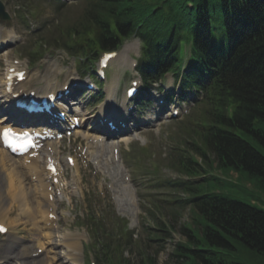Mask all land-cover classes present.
<instances>
[{
	"label": "trees",
	"instance_id": "1",
	"mask_svg": "<svg viewBox=\"0 0 264 264\" xmlns=\"http://www.w3.org/2000/svg\"><path fill=\"white\" fill-rule=\"evenodd\" d=\"M85 2L86 12L78 22L57 29L59 47L80 61L90 64L100 51L117 49L125 38L136 35L142 44L141 74L155 78L177 68L181 42L190 43L192 74L206 75L210 82L204 101L209 122L204 145L219 170L249 179L264 197V0H219L217 35L208 0ZM200 156L206 159L203 153ZM181 167L186 175L197 174ZM178 185L191 194L193 226L187 238L197 248L183 247L184 251L200 264H242L230 260L232 253L264 261V210L232 194L249 192L213 177L199 188ZM221 187L232 192H217ZM120 247L116 242L103 249L107 264H129L118 252Z\"/></svg>",
	"mask_w": 264,
	"mask_h": 264
},
{
	"label": "rangeland",
	"instance_id": "2",
	"mask_svg": "<svg viewBox=\"0 0 264 264\" xmlns=\"http://www.w3.org/2000/svg\"><path fill=\"white\" fill-rule=\"evenodd\" d=\"M2 1L5 4V9L10 16V20L3 22L1 25L7 31V36L11 37V40H9L11 45L0 52V92L3 90L2 82H5L4 75L6 68L14 66V63L23 65V68L27 69V75L29 74V77L36 82L35 87L44 86L45 77H47L44 75L46 68L52 71L55 70L56 76L53 81H58L59 84L68 80L72 81L73 79L86 82L90 80L86 75L81 77L78 74L73 58L69 57L63 50L55 48L53 46L55 44L50 45L46 38L51 32L55 31V26L73 24L81 19L86 8V3L83 0H59V2L57 0ZM208 1L211 7L212 27L214 28V33L217 35L221 27V16L218 11L219 0ZM56 6L60 7L57 8ZM38 30L42 31L41 34L46 40L44 41V37H42L43 42L40 53L32 56L31 53L36 51L40 45L35 37H31V34L32 32L34 34ZM50 37L54 40L57 38L54 33ZM136 42L138 43L134 38L129 42H125L124 45H129V49L126 53L123 50L120 51V55L124 53L126 57L129 56V59H138L139 47H136ZM182 42L186 41L183 40ZM31 61H34V63L31 64ZM107 74L109 80L102 86L103 97H105L110 79L115 76L119 78L117 95L115 97V101L118 103L122 99L123 91L127 87V82L130 80L132 73L129 72L128 67L118 69V67L112 65L109 67ZM79 101L85 116L88 115V111L90 112L91 109H94L95 104H98L90 96H82L79 98ZM100 103H103V100ZM99 105L101 106L102 104ZM197 106L194 105L193 108H188L187 114L180 116L176 120L165 118L152 129H147L139 137V142H133L127 146V148L131 149L130 155L129 152L125 151L126 146L120 148L119 154L122 166L120 165L119 170L118 164L120 173L118 174L121 176V182L130 190L131 207L124 209L126 214L118 212L116 204H114L116 208L114 210L127 221L129 229L133 230L135 234L133 245L131 246L133 253L131 254L130 251L125 252V256L132 264H139L140 261L145 260L146 256H149L154 264H185L183 260H178L173 255L176 254L177 245H184L186 242V238L182 232L184 227H191L189 208H180L176 204H171L179 199L181 194L180 192L168 189L170 186L165 182L177 181V179L183 177L173 169L174 166H171V161L173 159L176 161L178 155L191 156L190 150L194 151L199 144L201 145L198 136L192 132L193 129L198 130L195 126L196 119H192L200 111V109L196 110ZM153 108L154 105L147 111ZM140 113H145V111H140ZM4 169L5 171H3L6 173L10 170L8 167ZM215 173L214 175H219L218 172ZM4 174L1 172L2 176ZM230 176L234 179V175ZM15 180H18L16 176ZM239 184L242 185V182L240 181ZM16 185L18 186V184ZM219 189L223 190V192H232L226 188ZM184 193L187 194L186 192ZM232 194L243 203L264 210V197L257 193L253 194V199L250 198L249 194ZM6 196L7 192L3 193L0 199ZM15 207L13 203L9 202L6 208H9L10 212L6 213L7 211L0 205V220L9 225V231L11 232L7 236L0 237V245L5 242H17L15 252L11 254L12 259L9 261H4L3 259L2 261L0 256V264H37L34 261L23 262V260L17 259L20 256L24 257L28 255L34 243H42L45 247V252L41 254L40 263L38 264H62L60 253L65 252V246H70L71 242L65 241L61 243V247L56 248L55 244L58 242H56L57 237H62L65 234L77 237V239L71 237L73 240L75 239V245L73 248L67 249V251H71L72 256L79 258L82 252L84 254V251H86L84 247L87 237H84L77 229L73 228V218L71 215L74 213V210L71 215L66 210L61 212L58 229L41 232L34 229L33 225L35 223L28 222L25 216L18 217V211ZM24 213L29 215L27 211ZM36 214L37 212L35 216ZM35 216L31 214V217ZM15 218L18 219L17 223L13 222ZM11 223L13 225H10ZM153 223L155 227L160 229V232L155 236H152L150 232L158 231L151 229ZM160 223H164V225ZM157 237L162 242L150 243L147 241V239L152 240V238L158 240ZM6 248L11 250L10 247ZM16 253H18L17 257L15 256ZM55 253L58 254L59 259L58 256L55 258ZM232 254L230 259L232 262L264 264L263 258L260 256H252L249 253L247 256L237 255L236 253Z\"/></svg>",
	"mask_w": 264,
	"mask_h": 264
},
{
	"label": "bare ground",
	"instance_id": "3",
	"mask_svg": "<svg viewBox=\"0 0 264 264\" xmlns=\"http://www.w3.org/2000/svg\"><path fill=\"white\" fill-rule=\"evenodd\" d=\"M5 41H6L5 38H3L2 40H0V44L5 43ZM128 49H129L128 46L125 47L124 53H126L128 51ZM121 57L123 58V56H121ZM130 62L131 61H128L126 63V65L129 66ZM116 63H117L116 65H118L119 63H122V62H120V60H116ZM122 65H120V66H122ZM44 75L47 77H45V85H44L43 89H46L48 79L54 80L56 73H55V70L52 71L49 68H46ZM34 81H35L34 79L30 78L28 82L21 83V85L14 86V84H13L10 87L12 90L11 92H6L5 89H3L2 92H0L2 94V96L0 94V126L6 125L8 123L9 119L7 118V116L9 117L11 111L13 112V110H14V107H13L14 100L12 99L13 96L15 94H17L20 90L23 91L24 88L28 87L29 84L36 83ZM4 84H5V82H2V85H4ZM25 84H27V85H25ZM51 86H53L54 89L57 88L58 87V81H54ZM116 86H117V79L113 78L110 82V85H109L108 90H107V94L105 96V100H104V104H103L104 107H102L100 109V111L98 113L99 117H96L95 119H100L101 117H103L104 114H106L105 112L109 111V109H110V112H112L114 108H117V111L115 112L116 114H119V112L122 111V105L119 106V104H118V106L115 107V103L113 101V99L115 98ZM122 101H123V103H125L124 98ZM113 104H114V106H113ZM75 110H77V109H75ZM82 120L84 121V123L86 122L85 118H83ZM88 133H89V131H86V129H85L82 134L85 135ZM93 136H97V135L94 134ZM97 141H98V139H92L91 145L97 146ZM123 141L125 143H127L128 139H123ZM89 155L92 156V153H89ZM31 163L34 164L36 162L32 161ZM22 165L31 173V175H33V176L38 175L36 172H32L30 170L31 166H29V167L25 166L24 162H21V163L16 162L5 151H3V150L0 151V197L2 196L3 193L7 192V196L3 199H0V205L2 208L4 207L5 211H7L6 213L10 212L9 208H6L7 205L9 204V202L13 203V206L15 205L16 206L15 208H17V209L26 210L29 215H26L24 212H23V215L26 217L28 222H30V221L32 223L34 222L35 225H33V227L35 229L39 230L40 229L39 218L37 221L38 210H40L41 208L47 207V206H42L41 200H39L37 197L38 193H36L37 191H36L35 187L30 183V180L28 179V177L30 178V175L28 172H26L23 169ZM5 167H8L10 169L8 173L4 172ZM1 172L5 173L7 176L5 174L2 176ZM9 173H11V174L8 175ZM114 173L118 176V170L115 169ZM15 176L17 177L18 180H15ZM38 177H39V179H41L42 176L39 175ZM45 179H46V175H45V178L43 180H45ZM116 179H117V177L115 178V180ZM16 184H18V186ZM119 185H121V184H119ZM119 185L117 186L116 191H115V195L117 197V203L119 204V207L123 208L122 204L125 206H128V207L131 206V204H129L130 203L129 193L126 191H122V189H124L125 186H119ZM40 190H43L42 185L40 187ZM118 195L121 196L120 199L118 198ZM43 198H44V196H43ZM29 212L33 216H35L36 212H37V214L35 217H31V214ZM0 219H1V217H0ZM17 221H18L17 218H15L13 220L14 223H17ZM28 222H26V223H28ZM5 225L7 226L8 229H10L9 225H7V224H5ZM10 225H13V224L11 223ZM58 239H60V240H58ZM60 241L62 242L64 240L61 239L60 237L59 238L57 237L56 242L61 243ZM65 241L71 242V245L70 246L68 245L69 248L74 247L75 239L73 240L71 237H66ZM16 246H17L16 241H13L11 243L5 242V243H2L0 245V256L2 258V261H3V259H4V261H9L12 259L11 254L15 252ZM6 247H10L11 250L7 249ZM2 254H3V257H2ZM17 254L18 253H16V255H15L16 257H17ZM60 254L59 255L61 257H63L64 254L63 253H60ZM54 256H55V258H57L58 254L55 253ZM40 258H41V255L38 256V258L36 260H34V262L37 264L40 263V261H39ZM58 259H59V256H58ZM25 262H29V260H26ZM62 264H65V262L62 261Z\"/></svg>",
	"mask_w": 264,
	"mask_h": 264
},
{
	"label": "snow or ice",
	"instance_id": "4",
	"mask_svg": "<svg viewBox=\"0 0 264 264\" xmlns=\"http://www.w3.org/2000/svg\"><path fill=\"white\" fill-rule=\"evenodd\" d=\"M131 94V93H130ZM14 134L8 130V129H5L4 133H3V136H4V139H5V142L8 141L9 137L13 136ZM12 145L9 144V147H11ZM0 231H5V229H3L2 227H0Z\"/></svg>",
	"mask_w": 264,
	"mask_h": 264
}]
</instances>
